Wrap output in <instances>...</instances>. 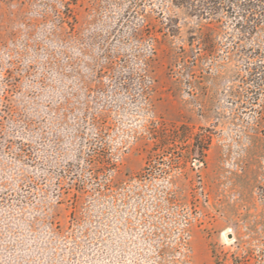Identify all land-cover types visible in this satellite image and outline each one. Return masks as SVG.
Listing matches in <instances>:
<instances>
[{
    "label": "rangeland",
    "instance_id": "1",
    "mask_svg": "<svg viewBox=\"0 0 264 264\" xmlns=\"http://www.w3.org/2000/svg\"><path fill=\"white\" fill-rule=\"evenodd\" d=\"M0 264H264V0H0Z\"/></svg>",
    "mask_w": 264,
    "mask_h": 264
}]
</instances>
